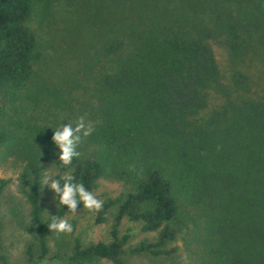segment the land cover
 <instances>
[{
	"label": "trees",
	"instance_id": "16d2710c",
	"mask_svg": "<svg viewBox=\"0 0 264 264\" xmlns=\"http://www.w3.org/2000/svg\"><path fill=\"white\" fill-rule=\"evenodd\" d=\"M261 2L0 0V165L16 174L28 210L24 264L157 259L175 252L168 244L182 232L194 264H264ZM57 3L97 32L75 95L46 69L29 26L52 20ZM214 44L232 64L226 80ZM211 94L220 103L201 114ZM64 114L93 127L67 168L51 139ZM48 168L57 179L71 170L90 191L99 180L119 185L93 218L110 220L106 241L74 236L64 252H50V216L63 218L67 208L52 192L50 210L42 201ZM7 182L0 179V191ZM123 221L153 235L130 244L134 230L120 233ZM0 264H9L1 246Z\"/></svg>",
	"mask_w": 264,
	"mask_h": 264
},
{
	"label": "rangeland",
	"instance_id": "374dc122",
	"mask_svg": "<svg viewBox=\"0 0 264 264\" xmlns=\"http://www.w3.org/2000/svg\"><path fill=\"white\" fill-rule=\"evenodd\" d=\"M264 9V0L261 2ZM253 8V5L251 6ZM254 15V14H253ZM252 15V16H253ZM250 16L249 18H251ZM79 12L73 7H66L62 3L55 5L54 17L48 23L37 25L29 24L34 30L37 41L45 51L47 59L44 62L49 73L63 82L66 90L72 95L78 94V84L84 75L83 58L84 53L92 47L97 40V32L87 24ZM261 32V26L258 27ZM213 51L216 62L221 72L222 80H226L231 69V62L228 59L226 50L220 45L214 44ZM88 52V51H87ZM220 103V99L211 94L206 108L201 114L208 113ZM62 124L72 123L75 125L76 118L66 114L59 118ZM46 171L54 175V170L48 168ZM0 179L8 180L0 191V246L9 264H24V247L32 240L31 225L27 216V206L19 193V181L15 173L5 170L0 165ZM119 185L99 180L94 192L99 199L105 196H114L119 192ZM41 198L47 209L52 205L51 191L45 187L41 189ZM95 212L84 208H78L77 214L67 213L63 218L69 219L73 231L71 234H57L51 232L49 236L50 252L61 254L65 251L70 239L77 236L83 242L106 241L110 220L102 225H94L93 218ZM127 227H133L134 235L129 243L134 244L144 237H151L153 234H142L139 232V225L123 221L119 227L122 233ZM184 232L180 233L176 239L168 244L169 248H174L171 255L161 256L154 259L149 256H123L122 260L127 264H194V259L183 245ZM91 264H111L105 260H99Z\"/></svg>",
	"mask_w": 264,
	"mask_h": 264
},
{
	"label": "clouds",
	"instance_id": "9594fccd",
	"mask_svg": "<svg viewBox=\"0 0 264 264\" xmlns=\"http://www.w3.org/2000/svg\"><path fill=\"white\" fill-rule=\"evenodd\" d=\"M92 131L91 123L84 116H81L74 126L72 123L61 124L53 131L51 139L58 149V160L62 166L67 168L74 159L81 157L82 153L78 151V147L84 138L92 134ZM40 187L41 189L47 187L55 197H58L57 201L61 206H66L67 213L77 214L81 205L91 212H99L103 209L104 202L94 192L88 190L83 183L75 182L71 170L60 179L54 178L48 171H45L40 179ZM50 217V223L47 225L50 232L72 233L73 228L69 219L56 215Z\"/></svg>",
	"mask_w": 264,
	"mask_h": 264
}]
</instances>
